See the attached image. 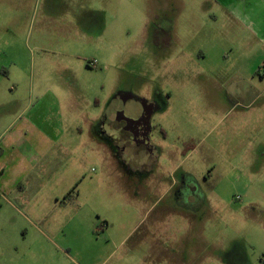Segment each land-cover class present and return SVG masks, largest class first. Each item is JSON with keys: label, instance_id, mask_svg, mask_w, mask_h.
I'll return each mask as SVG.
<instances>
[{"label": "rangeland", "instance_id": "1", "mask_svg": "<svg viewBox=\"0 0 264 264\" xmlns=\"http://www.w3.org/2000/svg\"><path fill=\"white\" fill-rule=\"evenodd\" d=\"M49 1L0 0V65L10 70L4 42L17 26L27 41L19 87L73 90L78 102L54 112L70 143L55 148L44 188L27 193L29 207L0 201V264H174L166 246L200 236L206 261L198 264H264V0L247 2L258 25L250 30L222 16L229 0H74L70 20L83 7L106 11L103 35L86 39L60 17L44 19ZM121 91L157 106L155 166L141 150L121 160L86 123Z\"/></svg>", "mask_w": 264, "mask_h": 264}, {"label": "crops", "instance_id": "2", "mask_svg": "<svg viewBox=\"0 0 264 264\" xmlns=\"http://www.w3.org/2000/svg\"><path fill=\"white\" fill-rule=\"evenodd\" d=\"M73 2L74 0H50L47 12L43 15L44 19L62 18L67 23V27L73 30L74 38H92L94 33L96 37L100 38L105 32L103 16L106 11L83 7L80 14L70 20L71 17L67 12L73 7ZM247 2L248 0H229L226 4H222L220 12L223 10L222 16L226 17L230 24L232 23V29L248 30L252 24L258 26L253 22L254 11L246 6ZM56 3L60 6H67L64 13L59 14L54 10ZM16 27L13 28L14 40L4 42L5 47L11 51L10 57H7L10 61V70L12 66L15 67V70L11 73L10 70H6L3 62L0 65V201H6L14 207L10 202L11 199L20 206L29 207L31 202L27 193L40 192L44 188L45 183L39 182V179H42L44 173L51 174L55 148L63 145L68 150V147L64 145L70 143L68 137L62 136L65 134V131L62 130L65 123L62 125V119H56L54 112L60 111L62 108L75 109L78 102L75 97L77 95L73 90L63 91L58 88L54 91L38 88L31 89L27 93L25 89L19 87L22 80L23 53L26 55L23 48H27V41L22 39V35H19V28ZM232 43L236 42L232 40ZM15 50L16 54L13 53ZM182 61L181 57L174 60V63L181 62L183 64ZM5 79L16 83L18 87H6ZM69 97L72 98L69 99ZM233 104L232 109H236L239 102L236 101ZM96 105L98 109H101L102 101L98 100ZM98 117H86V123L97 133L96 138L99 137L102 141L99 133L100 127L96 121ZM75 130L83 132V128L78 125ZM111 134L116 143L120 144V137L114 135V131ZM138 156L137 154L136 158ZM160 156L159 154L157 162H159ZM180 156L185 159L188 157V155H186L187 157L183 155V149L180 150ZM14 209L20 214L19 210ZM173 237L170 235L168 239H173ZM199 239L200 242L197 241L194 244H190L187 239L177 249L172 246L171 242L169 250L175 253L174 264H198V261L204 263L206 261L205 250L201 246L199 247V245H203L202 236ZM180 253L182 254L180 255ZM212 255L220 256L218 249L213 250ZM212 260L215 261L214 256L207 262H212Z\"/></svg>", "mask_w": 264, "mask_h": 264}, {"label": "flooded vegetation", "instance_id": "3", "mask_svg": "<svg viewBox=\"0 0 264 264\" xmlns=\"http://www.w3.org/2000/svg\"><path fill=\"white\" fill-rule=\"evenodd\" d=\"M117 99V105L111 107V103L97 123L100 127L99 133L101 134L100 137L102 141L115 148L116 154L121 160L123 159V155L126 154L127 149L136 151L141 150L148 153L152 157L151 160L155 166L158 155L160 154V151L152 142V134L155 128L154 117L157 110L155 102L144 98L140 93L136 95L125 91H121L119 94H117ZM112 113L115 114L114 118H112ZM109 128L112 130V132H117L118 130L120 131V144L116 143L114 137L111 134L112 132H109ZM132 157L135 159L137 154L133 152ZM181 177L186 180L188 179L189 175L187 173H182ZM176 186L177 184H175V187ZM188 188L190 194L187 196L186 202L189 204L197 202L196 200L198 197L193 194L196 188L191 183L188 184ZM163 201L164 200L160 201L159 199L154 205L158 203L161 204ZM170 204L171 203L166 204V207L169 210H172L173 204ZM179 204L182 205V202H179ZM174 208H177L180 211L183 210V206H176ZM188 211L192 213L191 217L193 219H199V211ZM200 218L203 219V217ZM163 236L166 237L167 233L163 234ZM165 249L169 250L170 244H168Z\"/></svg>", "mask_w": 264, "mask_h": 264}, {"label": "built area", "instance_id": "4", "mask_svg": "<svg viewBox=\"0 0 264 264\" xmlns=\"http://www.w3.org/2000/svg\"><path fill=\"white\" fill-rule=\"evenodd\" d=\"M98 64V61L97 60H93L91 62L88 63L89 67H92V68H95Z\"/></svg>", "mask_w": 264, "mask_h": 264}, {"label": "trees", "instance_id": "5", "mask_svg": "<svg viewBox=\"0 0 264 264\" xmlns=\"http://www.w3.org/2000/svg\"><path fill=\"white\" fill-rule=\"evenodd\" d=\"M183 155L185 156V150L183 151ZM74 190H75V188L68 193L67 197H70L72 195V193H73Z\"/></svg>", "mask_w": 264, "mask_h": 264}]
</instances>
